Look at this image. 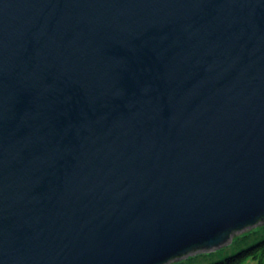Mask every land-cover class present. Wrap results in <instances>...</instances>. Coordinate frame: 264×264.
<instances>
[{"label": "water", "instance_id": "water-1", "mask_svg": "<svg viewBox=\"0 0 264 264\" xmlns=\"http://www.w3.org/2000/svg\"><path fill=\"white\" fill-rule=\"evenodd\" d=\"M264 223V0H0V264H172Z\"/></svg>", "mask_w": 264, "mask_h": 264}, {"label": "trees", "instance_id": "trees-1", "mask_svg": "<svg viewBox=\"0 0 264 264\" xmlns=\"http://www.w3.org/2000/svg\"><path fill=\"white\" fill-rule=\"evenodd\" d=\"M173 264H264V227L235 238L228 247Z\"/></svg>", "mask_w": 264, "mask_h": 264}, {"label": "rangeland", "instance_id": "rangeland-1", "mask_svg": "<svg viewBox=\"0 0 264 264\" xmlns=\"http://www.w3.org/2000/svg\"><path fill=\"white\" fill-rule=\"evenodd\" d=\"M264 227V223L263 224H261V225H259L258 227H256V228H254V229H252V230H249V231H247V232H245V233H240V234H238V235H236L235 237H234V239H233V241L235 240V238H237V237H240V236H242V235H244V234H248V233H250V232H252V231H255V230H258V229H261V228H263ZM233 241H232V243H233ZM231 243V244H232ZM231 244H229V245H227V246H225V247H228V246H230ZM224 248V247H223ZM222 249V248H221ZM220 250V249H219ZM215 251H218V250H215ZM215 251H212V252H215ZM212 252H210V253H212ZM206 253V252H205ZM186 259H183V260H180V261H177L176 263H180V262H182V261H185ZM196 261V260H195ZM198 261H200V260H198ZM173 264V263H172Z\"/></svg>", "mask_w": 264, "mask_h": 264}, {"label": "bare ground", "instance_id": "bare-ground-1", "mask_svg": "<svg viewBox=\"0 0 264 264\" xmlns=\"http://www.w3.org/2000/svg\"><path fill=\"white\" fill-rule=\"evenodd\" d=\"M197 254H200V253H197Z\"/></svg>", "mask_w": 264, "mask_h": 264}]
</instances>
